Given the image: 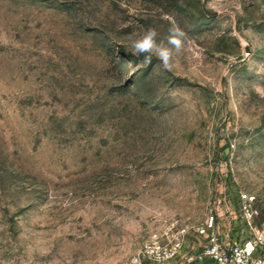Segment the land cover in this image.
<instances>
[{
    "label": "rangeland",
    "instance_id": "374dc122",
    "mask_svg": "<svg viewBox=\"0 0 264 264\" xmlns=\"http://www.w3.org/2000/svg\"><path fill=\"white\" fill-rule=\"evenodd\" d=\"M172 24V71L133 54ZM211 216L264 229V0H0V264L194 258Z\"/></svg>",
    "mask_w": 264,
    "mask_h": 264
},
{
    "label": "built area",
    "instance_id": "2783aa9c",
    "mask_svg": "<svg viewBox=\"0 0 264 264\" xmlns=\"http://www.w3.org/2000/svg\"><path fill=\"white\" fill-rule=\"evenodd\" d=\"M201 234L206 236V243L194 258L186 259L184 256L185 232L169 228L164 237L153 234L128 264H178L180 259L188 260L189 264L208 261L214 264H264V229L254 230L249 240L234 238L230 233L223 238L218 232L215 217L211 216Z\"/></svg>",
    "mask_w": 264,
    "mask_h": 264
},
{
    "label": "clouds",
    "instance_id": "9594fccd",
    "mask_svg": "<svg viewBox=\"0 0 264 264\" xmlns=\"http://www.w3.org/2000/svg\"><path fill=\"white\" fill-rule=\"evenodd\" d=\"M187 33L178 25L168 28L166 43L160 40V33L154 27L145 30L142 36L132 40L131 48L135 56H143V62L150 64L153 56L160 62L163 71L170 72L173 68V55L183 50Z\"/></svg>",
    "mask_w": 264,
    "mask_h": 264
},
{
    "label": "trees",
    "instance_id": "16d2710c",
    "mask_svg": "<svg viewBox=\"0 0 264 264\" xmlns=\"http://www.w3.org/2000/svg\"><path fill=\"white\" fill-rule=\"evenodd\" d=\"M208 263H212V262L208 261V262H205V263H202V264H208ZM192 264H200V263H192Z\"/></svg>",
    "mask_w": 264,
    "mask_h": 264
},
{
    "label": "water",
    "instance_id": "95a60500",
    "mask_svg": "<svg viewBox=\"0 0 264 264\" xmlns=\"http://www.w3.org/2000/svg\"><path fill=\"white\" fill-rule=\"evenodd\" d=\"M215 14H213V16H214Z\"/></svg>",
    "mask_w": 264,
    "mask_h": 264
}]
</instances>
